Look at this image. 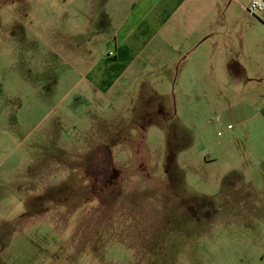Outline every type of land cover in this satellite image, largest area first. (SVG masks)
<instances>
[{
	"label": "rangeland",
	"instance_id": "374dc122",
	"mask_svg": "<svg viewBox=\"0 0 264 264\" xmlns=\"http://www.w3.org/2000/svg\"><path fill=\"white\" fill-rule=\"evenodd\" d=\"M132 1L0 0V264H264L262 102L147 71L84 97Z\"/></svg>",
	"mask_w": 264,
	"mask_h": 264
},
{
	"label": "crops",
	"instance_id": "0c3cea01",
	"mask_svg": "<svg viewBox=\"0 0 264 264\" xmlns=\"http://www.w3.org/2000/svg\"><path fill=\"white\" fill-rule=\"evenodd\" d=\"M233 3V0H133L115 22L109 40L113 48L108 57L99 56L89 66L83 78L84 97L87 92H94L106 98L115 91L121 98L127 94L122 88L130 82H139L143 71L167 93V86L179 76L184 99L188 95L200 102L208 96L205 87L220 86L231 96L262 102V108L249 106L252 116L248 119L262 120L264 139L262 30L253 32L237 27ZM187 87L192 88L189 93ZM240 115L243 123L245 115Z\"/></svg>",
	"mask_w": 264,
	"mask_h": 264
},
{
	"label": "built area",
	"instance_id": "2783aa9c",
	"mask_svg": "<svg viewBox=\"0 0 264 264\" xmlns=\"http://www.w3.org/2000/svg\"><path fill=\"white\" fill-rule=\"evenodd\" d=\"M246 10L264 25V0H251ZM110 56H113V53H110Z\"/></svg>",
	"mask_w": 264,
	"mask_h": 264
}]
</instances>
